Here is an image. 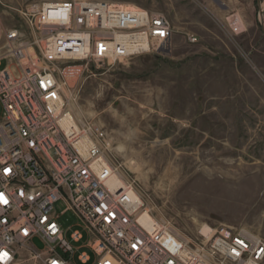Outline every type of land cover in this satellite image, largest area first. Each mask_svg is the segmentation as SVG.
Returning <instances> with one entry per match:
<instances>
[{"label": "built area", "instance_id": "obj_1", "mask_svg": "<svg viewBox=\"0 0 264 264\" xmlns=\"http://www.w3.org/2000/svg\"><path fill=\"white\" fill-rule=\"evenodd\" d=\"M18 13L25 29L7 30L0 47V264H72L70 242L83 235L64 238L59 204L86 231L92 264H264V240L246 229L193 240L164 221L139 223L150 213L110 159L105 133L68 108L93 68L170 52L169 20L103 0H43ZM227 23L241 32L236 15ZM116 177L122 184L111 186Z\"/></svg>", "mask_w": 264, "mask_h": 264}, {"label": "rangeland", "instance_id": "obj_2", "mask_svg": "<svg viewBox=\"0 0 264 264\" xmlns=\"http://www.w3.org/2000/svg\"><path fill=\"white\" fill-rule=\"evenodd\" d=\"M1 1L0 47L7 30L25 29L18 11L43 0ZM103 1L163 14L172 48L93 68L68 108L103 130L110 159L153 220L193 240L206 237L204 228L246 229L264 240V0ZM63 210L55 212L64 238L83 235L70 242L72 264L84 252L92 264L86 231Z\"/></svg>", "mask_w": 264, "mask_h": 264}, {"label": "bare ground", "instance_id": "obj_3", "mask_svg": "<svg viewBox=\"0 0 264 264\" xmlns=\"http://www.w3.org/2000/svg\"><path fill=\"white\" fill-rule=\"evenodd\" d=\"M118 5L123 6V7H135L133 6V4H122L119 3ZM122 179L121 177H116L115 179H113L112 181H110L111 186H115V184H122ZM131 194L133 195L134 198H138V196L133 192H131ZM155 220H153V218H151V216H149L148 213H144L143 215H139V223H141L143 226L148 227L151 222H154ZM202 234H204L206 236V238H209L211 236L210 234V230L207 228H204V230L202 231Z\"/></svg>", "mask_w": 264, "mask_h": 264}, {"label": "snow or ice", "instance_id": "obj_4", "mask_svg": "<svg viewBox=\"0 0 264 264\" xmlns=\"http://www.w3.org/2000/svg\"><path fill=\"white\" fill-rule=\"evenodd\" d=\"M6 202V201H5Z\"/></svg>", "mask_w": 264, "mask_h": 264}]
</instances>
